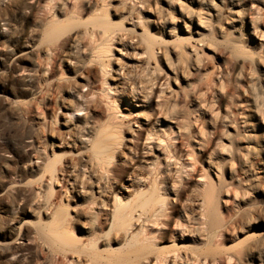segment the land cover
<instances>
[{
	"label": "bare ground",
	"instance_id": "obj_1",
	"mask_svg": "<svg viewBox=\"0 0 264 264\" xmlns=\"http://www.w3.org/2000/svg\"><path fill=\"white\" fill-rule=\"evenodd\" d=\"M8 1L21 14L24 23L18 29L8 28L0 18V38L3 39L0 113L18 124L16 132L0 124V264H91L89 261L93 263V260L99 264L98 253L94 251L98 237L93 228L103 226L98 221L104 216L101 208L105 207L100 199L104 192L100 183L104 177L108 181L113 177L114 162L123 158L124 151L119 150L122 129L132 133L135 127L143 130V141L147 145L141 149L146 155L141 161L143 168L151 170L146 178H127L130 185L121 184L118 193H112L106 225L109 230L122 233L117 240L119 244L131 248L129 253L138 255L156 239L157 231L166 227L162 221L166 219L173 221V229H183L185 236L193 239L191 242L205 241L217 251L212 252L214 249L210 247L200 252L197 244L184 245L183 251L176 249L157 254L155 262L159 264H247L264 250V223L262 237L243 239L237 250L222 249L233 237L234 230L218 213L207 172L196 179L190 198L183 195L182 189L175 191L166 181L158 180V177L169 179L177 173L182 175L181 180L191 179L190 172H178L171 164L176 153L170 150L165 139L168 136L180 138L184 134L180 124L182 115L175 113L174 103L168 105L169 108L161 105L163 109L158 105L160 109L150 121L148 112L140 109L146 106V97L142 95L145 76L157 68L153 60L158 51L171 53L173 60L169 62L172 66L169 70L173 75L178 73L185 79L186 70L202 71L208 64L203 56L212 51L213 27L209 21L224 19L225 24L235 27L246 19L247 25L255 31L259 17L254 9L259 0H154V6H150L149 0H118L111 7L121 18L130 15L136 5L154 11L153 18L138 17L129 27L109 20L108 5L101 2L96 4L101 15L91 19V23L100 19L97 24L87 25V21H83L84 27L71 28L62 39V21L47 13L51 2ZM225 3L231 8L225 9ZM76 6V0H61L53 8L57 12L66 8L76 11ZM140 19H151L153 25L144 22L140 26ZM154 29L159 30L161 37L154 36ZM114 43L126 48L129 61L122 60L123 49L117 48L112 54ZM40 55L50 57L48 68L40 63ZM25 61L30 64L29 69L21 65ZM134 63L143 67L140 72L134 69ZM60 67L66 72L57 71ZM40 76L47 77L49 82L44 95L32 91L28 83ZM14 80L23 84L18 89L11 88ZM212 82L217 84L214 79ZM96 83L101 85L96 88ZM18 90L32 96L22 99ZM180 96V89L176 90L175 101ZM119 98H127L126 103L146 118L124 121L125 114L115 112ZM53 102L57 109L47 113L46 108ZM260 105L264 107V102L258 104L256 99L250 111L239 114V126L247 131V152L237 149L235 155L247 167L253 166L257 149L258 157L264 161V121ZM226 119L223 116L224 122ZM211 124L213 128L214 123ZM12 138L19 142V149L9 142ZM208 143L205 136L196 144L204 147ZM128 152L136 157V148L131 147ZM200 152L194 151L195 157ZM249 154L252 160L248 159ZM221 155L226 159L225 152L221 151ZM161 165H166L168 170L157 172ZM208 169L212 172L211 161H207L204 170ZM213 170L217 171L215 167ZM153 173L156 176L152 178ZM177 207L191 208L186 220L175 216ZM248 216L240 218V229L250 228ZM80 222L83 223L81 231L77 229ZM179 240L187 243L181 234ZM86 252L93 260H82Z\"/></svg>",
	"mask_w": 264,
	"mask_h": 264
},
{
	"label": "rangeland",
	"instance_id": "obj_2",
	"mask_svg": "<svg viewBox=\"0 0 264 264\" xmlns=\"http://www.w3.org/2000/svg\"><path fill=\"white\" fill-rule=\"evenodd\" d=\"M117 1L118 0H76V11H74L75 9L71 10V8H66L62 12H57L53 7L61 2V0H53V2L51 0H41V2L44 3L51 2L47 13L54 16V19L60 22L62 21L63 23L60 39L67 36L71 28L79 29L84 27L83 21H87V25L97 24V20L100 19H96L93 23H91V19L93 17L95 19L97 16L99 17L101 15V12L98 13L99 11H97L96 6V4H100L101 2L108 5V19L116 23L118 22V24L121 23L123 26L129 27V23L133 22V20H136L138 17L148 16L149 18H153L154 11H150L153 9L148 10L150 7L148 8L147 6L141 5H136L130 15L127 17L122 16L121 18L120 14L117 15L113 13V8L111 7ZM149 2L150 6H154V0H149ZM214 2L217 1L214 0ZM225 4V7H227L225 9L231 8L230 5H227V3ZM255 5L257 6L254 9V13L259 17L258 24L255 25L257 28H255L256 32L249 27V24L247 25L246 19L243 20L242 23H237L235 27L234 25L230 27L225 24L224 19L218 22L213 21V19L212 22L211 20L209 21L211 27L215 28H212V51H207L203 56L208 64L205 65L202 71L193 73L191 70H186L185 74L187 73L188 76L185 75V79L178 73H175L177 76L175 74L173 75L169 70L172 68L169 62L173 60L172 55H170L171 53L164 50L162 52L158 51L153 60L157 63V68L152 74H147L145 76L146 79L142 86V95L146 97V106L140 109L143 110V112H148L149 121L152 120V116L156 117V113L160 109L159 107L163 109L166 105L171 106L173 103L176 104V109L173 107L175 113L180 112L182 115L180 124L184 127V134L180 138L168 136L165 139L170 146V150H175L174 152L176 153L172 158L174 160L171 164L176 167L178 172H190L191 179L187 181L181 180L182 175L177 173L172 175V178L159 179L158 177V180L166 181L165 183L167 186L174 188L175 191H180L182 189L183 195L190 198L193 194L196 179L206 172L210 175L211 178L209 182H211L214 188V202L218 209V213L226 218L228 226L232 228V231L234 230V235L231 240L226 243V246H222V249H228V251L237 250L243 239L262 237L261 226L264 223V161L261 156L258 157V149L256 147L257 156L253 160L252 167L245 166L243 161L235 155L237 149L247 152L245 150V136L247 131L245 128L239 126V114L250 111L253 106V101L256 99L258 104L264 102V68H262L264 64V0H259ZM81 9H84V12L79 14L78 11ZM54 12L57 13L55 14ZM0 18H3L2 20H4L3 22L6 23L8 28L18 29L24 23L21 14L11 7L10 1L8 0H0ZM140 21V26H143L145 24L144 22H147L148 25H153L150 23L151 19L146 21L140 19ZM134 29L137 30L138 28L134 27ZM152 32L157 38L161 37V33L158 29H154ZM115 44L116 43L111 46L112 54L116 53L117 48L123 49L124 51H122L123 55L121 58L122 60L129 61L130 57L127 55L128 51L125 50L126 48L121 47L119 44ZM2 45L3 39L0 38V47ZM49 60V56L40 55L39 57L40 63L44 65L45 68H48V63H50ZM21 65L24 69L30 68V64L27 61ZM134 65V69H136L137 72H140L141 68H143L139 63H134ZM57 71L66 72L61 67L58 68ZM212 79L217 81V84L213 83ZM107 81L110 82V79L107 78ZM28 83L31 90L38 92L39 95H44L43 93H45L46 88L49 86V82L45 76L32 79ZM20 84H23V82L14 80L11 82L10 87L18 89ZM96 85L95 87L98 88L101 83H96ZM217 85L219 87H217ZM179 89L181 96L175 101L174 96H176V90ZM20 93V98L22 99H28L32 96L29 92L26 94L20 91ZM116 101L120 103L116 105L115 112L125 114L124 121H139L141 117L146 118L144 115L142 116L141 113H138L135 108L126 103L127 98H119ZM158 105L160 106L158 107ZM167 106L166 108H169V106ZM205 107H207V109ZM260 107L262 110L261 118L264 121V107L261 105ZM56 109L57 105L53 102L46 108V112L53 113ZM2 115L3 114L0 113V124H2L5 129L16 132L18 124L16 125V122L5 116L2 117ZM223 116L227 117V122L223 121ZM211 123H214L213 128ZM133 124L136 125V123ZM135 125L132 127L134 128ZM134 129L136 131L132 133L126 128L122 129L123 139L121 141V149L119 150L125 152H123V158L117 163L114 162L115 169L113 177H111L109 181L106 180L107 177H104L100 183L101 187L103 186L102 191H104L100 199L104 202L103 206L105 207L101 208V213H103L104 216L102 215L103 217L98 221L103 223V226L100 228L96 225L93 228V231L96 233V238L98 237L96 239L94 251L96 250V253H98L99 264H159L155 262L157 254L177 251L176 249H179L178 251H183L185 250L184 245L191 246L193 244H195V246L198 245L200 252H206L208 250L207 248L214 249L212 252L217 251V248L211 247L212 244H208L205 241L198 243L191 242L193 239L185 236L183 229L178 227L173 229V221H167L166 219L162 220L163 223L166 224V227L157 231L155 234L156 239L150 244L151 247L147 246V248L142 250L138 255L129 253L132 250L131 248L122 243L119 244V241L117 242L120 236H123L122 233L118 232L116 229L109 230V225H106L109 216L108 208L113 198L112 193H118L121 184L129 186L130 180H127V178H146L151 170L143 168L144 163L141 162L146 157L141 149L147 146L143 141V130L137 129L136 127ZM199 130L201 131L199 132ZM258 132H261V130ZM202 133H204V135H201ZM225 134L227 136H224ZM205 136L208 137L209 143L204 145V147L197 146L196 143ZM9 142L15 144V147L19 149V142L16 138L10 139ZM223 143V148L225 147L227 152L222 148ZM127 144L129 146H127ZM124 145L126 147H124ZM226 145L228 147H226ZM131 147L132 149L136 148V157L132 156L133 153L130 154L128 152V149ZM197 149L201 152L195 157L194 151L198 152L199 150ZM221 151L222 153L225 152L228 158L226 157L225 159L221 155ZM248 159L252 160L251 154L248 155ZM207 161L212 162V172L209 169L204 170L207 168ZM189 166H192V169ZM213 167H215L217 171L213 170ZM167 170L168 167L166 165H161L157 172H166ZM156 173H153L152 178L156 176ZM126 193L127 191H124V195H126ZM227 193L228 195L226 196ZM69 201L72 203L73 199L71 198ZM190 210L191 208L189 207H177L175 216L178 215L179 219L186 220L185 216L188 215ZM242 216L251 218L249 229H240L239 220ZM81 225L83 226L82 222L77 224V229L79 231L82 230ZM85 227H87V225H85ZM180 234L183 236L184 240H186V244L182 240H179ZM240 238L241 240H239ZM86 253L82 260H85V258L88 261L93 260L92 256H90L89 253L88 256ZM89 262L91 264H98L94 260L93 263L91 261ZM253 263L264 264L263 249L247 262V264Z\"/></svg>",
	"mask_w": 264,
	"mask_h": 264
}]
</instances>
